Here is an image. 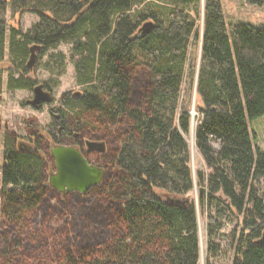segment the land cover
<instances>
[{"label":"trees","instance_id":"obj_1","mask_svg":"<svg viewBox=\"0 0 264 264\" xmlns=\"http://www.w3.org/2000/svg\"><path fill=\"white\" fill-rule=\"evenodd\" d=\"M140 1L0 0V93L4 83L9 92L33 91L32 47H39V59L70 44L81 94L62 96L59 122L49 129L55 140L71 128L109 145L102 183L62 201L45 180L41 152L20 150L14 132H4L1 212L9 228L1 264H43L41 254L56 259L47 264H199L196 187L205 189L199 206L207 222L206 264L220 253L225 221L235 220L240 246L232 264H264V247L256 244L264 232V149L249 126L264 116V26L227 25L221 0H207L196 63L198 7L188 5L197 0H152L141 9ZM9 6L39 20L27 31L9 27ZM66 62L62 52L41 62L51 74L43 83L48 90L59 84ZM194 95V141L206 168L196 176L187 139ZM186 196V207L168 200ZM70 215L80 216L72 229ZM40 216L42 223L65 216L60 237L67 242L53 247L55 256L36 229Z\"/></svg>","mask_w":264,"mask_h":264},{"label":"rangeland","instance_id":"obj_2","mask_svg":"<svg viewBox=\"0 0 264 264\" xmlns=\"http://www.w3.org/2000/svg\"><path fill=\"white\" fill-rule=\"evenodd\" d=\"M152 0H142L140 1L139 8ZM207 0H197L196 3H189V8H193L195 5L198 7V15L194 14L197 20V26L199 31V39L195 42V45L192 50V56L196 59V63H199V58L201 55L202 48V28L204 25V13ZM223 14L226 20L227 25H237V24H248L256 28L264 26V2L261 5H253L248 3L246 0H221ZM5 19L8 23V26H14L21 28L24 31L29 30L38 20L39 16L32 12H22L17 13L11 9V6L8 7ZM6 51H8V42L6 43ZM55 51V50H54ZM48 51L44 57L40 56L39 59L35 61L31 72L27 75L29 78H32L35 81V84L45 83L51 79V74H49L45 69L42 68V64L46 59L49 53L62 52L66 55V71L63 76L58 80L59 84L54 85L52 88L53 91V101L51 104H45L40 109H35L32 106L25 105V101L33 98L32 90H15L12 92L7 91L6 84L4 83L3 89L0 93V264H1V238L2 232L9 228L3 218L1 212L2 204V190H1V173H2V150L3 144V135L6 131H12L20 136H25L30 130V126L34 125L35 127L46 128L53 124L54 115H57V109L60 107V102L62 96L65 93H73L80 91L82 88L78 85L77 77L75 74L74 66L70 61V55L72 52V46L70 44H62L54 52ZM37 53V52H36ZM38 57V54H37ZM8 58V55L6 56ZM39 61V62H38ZM7 73H4L6 77ZM194 100V97H193ZM196 102V100H195ZM195 109V108H194ZM193 111V106H192ZM196 111V109H195ZM197 112L194 115V127L197 125ZM250 130L253 135L254 144L262 149H264V116L256 118L249 121ZM99 137H103V134H99ZM188 143L191 149V165L193 173L196 176L198 170H206L204 165V160L202 155L196 148L194 141V132L192 129L187 137ZM261 192L264 195V181L260 182ZM199 189L196 187L191 193L192 199L196 201V208L198 213V224L199 230L202 236V251L200 253L199 264H206L207 262V240H206V218L201 214V208L199 206ZM52 207H55V201H50ZM63 208V207H62ZM67 224L69 223L70 229H72L74 219L80 220L78 215H70ZM235 220V219H234ZM43 218L40 216L38 219L37 230H42L45 240L48 242L47 249H52V254L55 256V248L58 247L57 243L67 242L66 236L60 237V229L65 225L66 220L65 216L62 218H56L46 223H42ZM236 221V220H235ZM235 221H225V225L221 230V235L219 238L220 243V253L217 258L211 259V264H232L236 256H238V247L240 246L239 232L241 228L235 223ZM55 245H54V242ZM37 248L40 247V240L37 243H34ZM59 248V247H58ZM203 252V253H202ZM40 263L47 264L45 262H53L56 259H50L44 257L43 254L40 255Z\"/></svg>","mask_w":264,"mask_h":264},{"label":"water","instance_id":"obj_3","mask_svg":"<svg viewBox=\"0 0 264 264\" xmlns=\"http://www.w3.org/2000/svg\"><path fill=\"white\" fill-rule=\"evenodd\" d=\"M36 49H39V47L31 48L32 53L28 61L29 68H32L33 64H35V61L37 60ZM80 94V91L75 92V95L77 96H79ZM195 100L196 95H194L192 111V133L194 132V136V115H196V111L194 109ZM52 101L53 91L46 89L43 83H39L33 88V98L26 100L25 105L32 106L35 109H40L42 105L50 104ZM20 143H24V141H20ZM88 144L89 146L97 145L99 152H104L106 149V144L101 141L88 142ZM52 156L54 158L57 171L51 175L50 185L62 195L73 192H78L80 194L86 193L93 187L102 183L104 179L105 170L103 168L90 164L87 159L80 153V151L74 147H67L64 145L55 146L52 148ZM204 190L205 189L202 188L199 192L202 194ZM168 200L182 207L188 206L191 201L189 196L181 198H168ZM199 236L200 248L202 251V236L200 230ZM256 244L264 247V232L262 233L260 239L256 241Z\"/></svg>","mask_w":264,"mask_h":264},{"label":"flooded vegetation","instance_id":"obj_4","mask_svg":"<svg viewBox=\"0 0 264 264\" xmlns=\"http://www.w3.org/2000/svg\"><path fill=\"white\" fill-rule=\"evenodd\" d=\"M37 54L39 53L37 52ZM55 118L58 120L59 116ZM56 119L54 120L56 124L55 122H53L55 125H57V123L59 122V121H56ZM51 126L46 127V128H40V127H35L34 125H31L29 132H27L25 136H20L14 133L16 145L19 147L20 150H26V151L38 150L39 152H41L42 156L47 162L46 163L47 164V170H46L47 177L45 180L49 185H50L51 175L57 171L55 161L52 156V148L58 145H64L67 147L76 148L77 150L80 151V153L87 159V161L90 164L103 168L105 170V176H106L108 172L107 154L109 152V145L104 139L95 138L93 136H88L87 133H84V132L82 133L79 130L71 133L72 129L70 128V133H67L68 136L66 137V139L63 140L62 138H59V140H55V138L52 136V132L49 129ZM62 129L63 127L59 126L58 128L59 133L63 132ZM45 130L47 131L45 132ZM6 132L11 133L12 131H6ZM20 141H24V143H20ZM100 141L106 144L105 146L106 149L104 152H99L97 145L89 146L88 144V142H100ZM50 187L54 189L51 185ZM54 191L56 192L57 196H59L62 201H64L65 197H67L70 194L68 193V194L62 195L56 189H54Z\"/></svg>","mask_w":264,"mask_h":264}]
</instances>
